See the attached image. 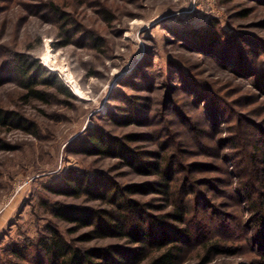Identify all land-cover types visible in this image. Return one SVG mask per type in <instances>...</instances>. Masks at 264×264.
I'll use <instances>...</instances> for the list:
<instances>
[{
    "label": "rangeland",
    "instance_id": "374dc122",
    "mask_svg": "<svg viewBox=\"0 0 264 264\" xmlns=\"http://www.w3.org/2000/svg\"><path fill=\"white\" fill-rule=\"evenodd\" d=\"M17 54L47 74L30 86ZM1 114L0 264H45L50 228L125 264L158 251L139 225L177 242L178 264H204L209 240L221 250L206 264L263 252L250 219L264 213L263 156L252 152L264 149V0H0ZM97 137L103 150L89 146ZM157 154L173 163L165 194L143 166ZM180 199L184 224L171 215ZM61 205L77 208L73 220L54 216ZM219 222L236 235L226 240ZM186 224L200 232L183 241Z\"/></svg>",
    "mask_w": 264,
    "mask_h": 264
},
{
    "label": "trees",
    "instance_id": "16d2710c",
    "mask_svg": "<svg viewBox=\"0 0 264 264\" xmlns=\"http://www.w3.org/2000/svg\"><path fill=\"white\" fill-rule=\"evenodd\" d=\"M50 11L60 18L62 16V13H60L59 9L55 7L53 4L50 5ZM14 63V71L19 74L23 79H26L27 82H29L30 86L34 85V78L33 75L39 76V75H46L47 71L44 69V67L38 62L33 61L30 62L27 60L26 57L17 54L16 58L13 59ZM65 95L68 98H76L72 93L63 86ZM1 122H8V117L5 116V114L0 115ZM104 141L101 140L100 137H97L96 140H93L91 144L89 145L92 149L95 148V150H103L99 149L101 148V145ZM85 150V149H83ZM120 150H122L120 148ZM101 152V151H99ZM252 152L255 155L254 160L257 154H262L263 159L261 162L264 163V149L261 147H258L256 144L252 147ZM158 158L155 163L149 164L146 163L143 166L147 168H151L156 170V174L161 179L160 186L161 189L160 193H167L170 188L169 182H172L174 172L172 171L173 163H170L168 160V157H162L159 154L156 155ZM128 165L130 166H137L138 168H142L139 157L138 156H131L130 160L127 159ZM253 169L256 168L255 164L256 162L253 161ZM264 180V179H263ZM174 210L172 212V217L175 218L176 222H179L180 224H184V218L186 216L187 212V203L185 199H180L175 203ZM123 206V205H122ZM124 207V206H123ZM130 207V208H129ZM136 204L131 202V204L127 205L128 213L135 212L136 211ZM77 210L76 207H73L71 205H65V206H58L56 207L53 212L54 216L60 220H73L72 216L73 213ZM255 212L252 211L253 218L250 219V221H254L256 226H259L260 229L264 230V213L261 214L259 217H254ZM158 222H160L158 220ZM192 224H186V226L183 229H179L177 234L179 235V238L183 241H188L190 237L196 236L198 232H200V229H193L191 230ZM219 227L220 231L222 230L223 237L229 239L234 237L236 233L230 232L229 229L226 228V226L219 222L217 225V228ZM144 226L139 225L135 228V230L140 231V234L143 236H147L150 239L153 238L156 243H158V251L155 252L145 264H178L181 258V255L183 253L182 247L176 243H173L165 247V245L161 244V239L155 237V234L152 235L150 231H144ZM99 229L95 227L91 234H95V237L99 236ZM49 235L48 237L42 239L38 243V246L44 251L46 256V263L45 264H125L126 262L121 259L114 260L110 253H108V248H96L92 250H84L79 248H73L71 245L67 244L57 233V231L53 228H50L48 230ZM176 234V235H177ZM167 234L161 235V237H166ZM177 235V236H178ZM90 235L89 237H91ZM160 236V235H159ZM87 237V238H89ZM144 239V238H142ZM167 239V238H166ZM250 241V240H249ZM252 241V240H251ZM219 246V247H218ZM219 241L209 240L208 242L204 243L203 249L205 252V257L203 258L204 264L209 263L211 260V255L218 254V252L221 250ZM231 246H233L231 244ZM238 245H234L236 247ZM261 255H257V258L254 259V264H264V249ZM93 258H97L100 261H94Z\"/></svg>",
    "mask_w": 264,
    "mask_h": 264
}]
</instances>
